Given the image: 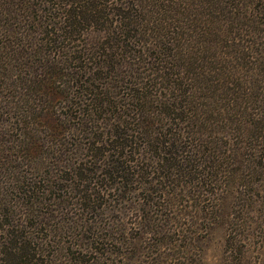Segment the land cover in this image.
Instances as JSON below:
<instances>
[{"label":"trees","instance_id":"1","mask_svg":"<svg viewBox=\"0 0 264 264\" xmlns=\"http://www.w3.org/2000/svg\"><path fill=\"white\" fill-rule=\"evenodd\" d=\"M153 183L264 210V0H0V263Z\"/></svg>","mask_w":264,"mask_h":264},{"label":"rangeland","instance_id":"2","mask_svg":"<svg viewBox=\"0 0 264 264\" xmlns=\"http://www.w3.org/2000/svg\"><path fill=\"white\" fill-rule=\"evenodd\" d=\"M162 186L146 184L138 191L134 185L125 194H111L100 209L99 233L80 224L85 219L78 218V206L74 207L65 216L68 223L50 229L54 247L39 252L30 264H179L182 255L193 258L195 264H264V210L249 218V230H238L240 239L233 247L234 234H228L227 224L233 193L208 220L205 212L189 206L186 194L178 191L176 195L171 188L166 192ZM162 194L169 196L165 199ZM191 194L202 198L199 190ZM88 217L92 219L91 214Z\"/></svg>","mask_w":264,"mask_h":264}]
</instances>
